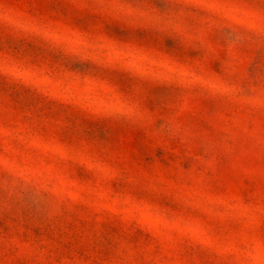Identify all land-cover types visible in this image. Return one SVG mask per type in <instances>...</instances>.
Returning <instances> with one entry per match:
<instances>
[{
  "label": "rangeland",
  "instance_id": "rangeland-1",
  "mask_svg": "<svg viewBox=\"0 0 264 264\" xmlns=\"http://www.w3.org/2000/svg\"><path fill=\"white\" fill-rule=\"evenodd\" d=\"M86 4L0 0V264H264V0Z\"/></svg>",
  "mask_w": 264,
  "mask_h": 264
},
{
  "label": "snow or ice",
  "instance_id": "snow-or-ice-1",
  "mask_svg": "<svg viewBox=\"0 0 264 264\" xmlns=\"http://www.w3.org/2000/svg\"><path fill=\"white\" fill-rule=\"evenodd\" d=\"M76 6H79V5H74V7ZM87 7H91V6H94L93 4V0H87V4H86ZM165 39H167V37H164Z\"/></svg>",
  "mask_w": 264,
  "mask_h": 264
}]
</instances>
